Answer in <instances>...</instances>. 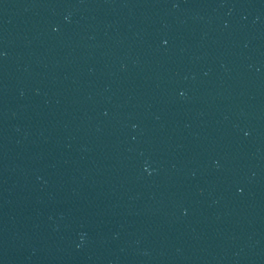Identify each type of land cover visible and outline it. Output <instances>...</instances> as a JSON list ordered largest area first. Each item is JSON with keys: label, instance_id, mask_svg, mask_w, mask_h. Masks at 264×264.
I'll return each instance as SVG.
<instances>
[{"label": "water", "instance_id": "obj_1", "mask_svg": "<svg viewBox=\"0 0 264 264\" xmlns=\"http://www.w3.org/2000/svg\"><path fill=\"white\" fill-rule=\"evenodd\" d=\"M101 264H264V100Z\"/></svg>", "mask_w": 264, "mask_h": 264}]
</instances>
